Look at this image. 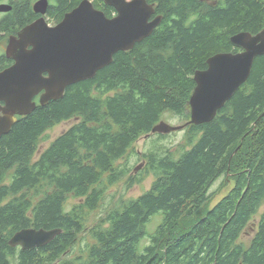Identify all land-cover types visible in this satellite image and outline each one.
Masks as SVG:
<instances>
[{
    "label": "trees",
    "instance_id": "trees-1",
    "mask_svg": "<svg viewBox=\"0 0 264 264\" xmlns=\"http://www.w3.org/2000/svg\"><path fill=\"white\" fill-rule=\"evenodd\" d=\"M50 1L48 16L61 21L83 0ZM90 1L112 18L102 0ZM146 2L162 17L148 38L116 53L93 79L66 88L61 99L37 104L0 137V264H264V211L249 244L238 242L264 204V55L210 123L183 129L180 149L142 154L145 168L126 188L149 174V190L87 226L88 213L130 174L117 162L134 143L165 113L190 120L194 74L216 54L240 52L234 35L264 31V0ZM33 16L21 5L2 29ZM70 119L78 121L35 159L45 132ZM219 179L232 188L209 208ZM70 197L78 202L67 211ZM157 214L161 221L149 232ZM23 229L61 234L42 248L10 247Z\"/></svg>",
    "mask_w": 264,
    "mask_h": 264
},
{
    "label": "water",
    "instance_id": "water-1",
    "mask_svg": "<svg viewBox=\"0 0 264 264\" xmlns=\"http://www.w3.org/2000/svg\"><path fill=\"white\" fill-rule=\"evenodd\" d=\"M116 15L107 18L90 0H83L50 28L44 15L47 0H39L34 12L40 18L17 37H11L5 56L14 62L0 72V137L17 122L16 116L31 114L34 97L41 94L39 105L63 97L66 88L95 77L109 66L118 52L131 51L148 38L160 25L162 17L146 0H102ZM4 6H0V12ZM230 42L241 51L220 53L210 57L207 68L194 74L195 88L189 99L190 120L181 126L157 124L150 134H170L188 125L210 123L238 89L248 80L254 59L264 55V31L257 35L246 32L231 37ZM61 230L23 229L9 241L21 250L42 248Z\"/></svg>",
    "mask_w": 264,
    "mask_h": 264
},
{
    "label": "rangeland",
    "instance_id": "rangeland-1",
    "mask_svg": "<svg viewBox=\"0 0 264 264\" xmlns=\"http://www.w3.org/2000/svg\"><path fill=\"white\" fill-rule=\"evenodd\" d=\"M39 0H35L37 2ZM78 120L77 119H70L68 121H64L49 130L45 132V134L42 136L38 152L35 155V159L38 157V155L44 151L46 148L49 147V145L62 133H64L69 127H71L73 124H75ZM161 122H164L170 126H181L184 124V122L180 119V117L173 116L169 113H165L162 118ZM184 140V130L175 131L170 134H166V137L161 138L160 134H149V135H143L141 136L133 145L132 151L129 152L128 156L123 160H119L117 162L120 166H125L126 168L130 169V174L123 178L120 182H118L116 185L109 188L106 195L102 199V201L99 203L98 208L88 213L87 219L88 223L87 226L90 227L93 225L95 221H97L104 212L111 208L113 205L118 204L120 200H131L139 197L141 194H143L145 191L149 190L151 184L154 181V178L152 175L146 174L145 177H143V180L141 183L136 184L132 186L130 189L126 188L127 181L129 177L140 174L141 171L145 168L146 162L142 157L143 153H148L150 151L156 152L158 148L160 150L164 149H171L172 152H175L180 149L179 145L183 144ZM223 180L219 179L216 181L211 189L210 193H215V196L210 203L209 208H212L231 188H232V182H225L224 186L220 187L222 185ZM78 200H75L73 198H69L66 203V210L68 211L71 209V207L76 204ZM264 211V204L260 207L258 212L252 217L250 220L248 226L245 228L243 233L241 234L238 242L244 244L247 246L249 242L251 241L252 237L254 236L256 232L257 227V221L259 219V216ZM161 216L159 214L153 216L149 232H152L156 226L160 223ZM89 240L88 237H84V240ZM147 240H144L143 243H146ZM84 248V243L82 242L81 245H77L73 251V253H77L80 249Z\"/></svg>",
    "mask_w": 264,
    "mask_h": 264
},
{
    "label": "flooded vegetation",
    "instance_id": "flooded-vegetation-1",
    "mask_svg": "<svg viewBox=\"0 0 264 264\" xmlns=\"http://www.w3.org/2000/svg\"><path fill=\"white\" fill-rule=\"evenodd\" d=\"M48 4H51L50 0H47ZM35 0H0V6H4L3 10L0 12V72L3 70L9 68L14 64L13 61L10 59H7L5 56V50L8 45V41L11 37H17L20 32H22L23 29L33 24L35 21H37L40 18V15L34 12L33 6L35 4ZM21 5H27V10L33 12V17L30 19V21H26L23 24L11 25L6 31L2 29L1 22L5 18H9L14 15V12L17 8H19ZM106 6V5H105ZM107 7V6H106ZM110 8V7H108ZM116 13L113 14L115 16ZM112 16V17H113ZM45 22L48 27L52 28L55 25H57L60 21H57L56 19H53L48 16L47 12L44 15ZM42 94V93H41ZM41 94L34 97L33 102L37 105L39 104V99ZM1 106H4V103H0ZM20 116H16L18 118ZM24 117V116H22Z\"/></svg>",
    "mask_w": 264,
    "mask_h": 264
}]
</instances>
